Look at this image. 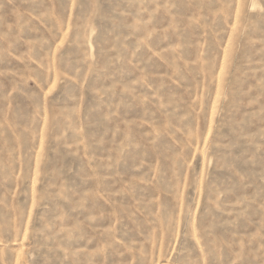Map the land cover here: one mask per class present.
Returning <instances> with one entry per match:
<instances>
[{"label":"rangeland","instance_id":"rangeland-1","mask_svg":"<svg viewBox=\"0 0 264 264\" xmlns=\"http://www.w3.org/2000/svg\"><path fill=\"white\" fill-rule=\"evenodd\" d=\"M0 264H264V0H0Z\"/></svg>","mask_w":264,"mask_h":264}]
</instances>
